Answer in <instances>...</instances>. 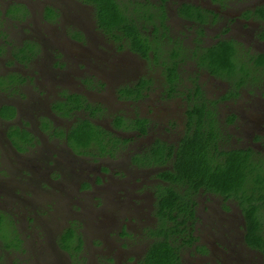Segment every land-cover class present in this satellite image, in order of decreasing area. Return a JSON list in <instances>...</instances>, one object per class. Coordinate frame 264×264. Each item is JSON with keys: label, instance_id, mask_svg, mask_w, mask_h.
Returning <instances> with one entry per match:
<instances>
[{"label": "flooded vegetation", "instance_id": "af4514ba", "mask_svg": "<svg viewBox=\"0 0 264 264\" xmlns=\"http://www.w3.org/2000/svg\"><path fill=\"white\" fill-rule=\"evenodd\" d=\"M118 2L131 34L123 22L100 28L82 0H0V77H21L0 89V106L15 108L0 115V253L31 255V264H73L81 251L92 264H151L152 246L166 240L168 264H264L263 204L259 245L247 240L245 210L231 195L181 188L178 204L158 202L171 185L160 173L197 127L213 160L238 150L264 176V0ZM222 48L231 65L216 62ZM41 55L47 64L32 69ZM67 94L72 117L53 110ZM85 118L119 137L98 150L103 156L77 152L65 138ZM82 158L88 177L75 188L53 172ZM62 198L78 206L60 210ZM65 232L81 243L73 237L65 248Z\"/></svg>", "mask_w": 264, "mask_h": 264}, {"label": "trees", "instance_id": "16d2710c", "mask_svg": "<svg viewBox=\"0 0 264 264\" xmlns=\"http://www.w3.org/2000/svg\"><path fill=\"white\" fill-rule=\"evenodd\" d=\"M92 5L98 26L104 30L112 31L120 29V23L123 22L125 28L132 33L134 25L129 24V20L120 13V4L118 0H82ZM49 13L52 10H47ZM216 62L220 66L231 65L230 53L227 48H222L215 53ZM21 81V77L10 75L0 77V89L13 86ZM77 97V96H76ZM74 95L67 94L66 102L53 105V110H62L67 117H72L70 111L74 108L71 105ZM78 103L82 101L77 99ZM15 114V108L10 105L0 106V115L12 117ZM46 127V125L44 124ZM63 133V132H61ZM66 140L73 150L77 152H88L90 149H97L103 152L108 146H116L119 137L110 132L97 127L87 118L78 119L70 128L66 135ZM31 140V137H28ZM206 138L202 131L197 127L195 131L183 138L180 147L176 152L172 169L163 171L160 176L171 182L170 186L163 187L158 200L160 205L174 206L182 198L181 188L194 190L199 189L219 193L224 196H233L245 210L248 220L247 240L253 244H263L261 225L257 212L260 206L264 207V176L256 170L253 165L249 168L246 158L238 150L223 152V155L229 156L228 160H213L210 155L211 149L207 146ZM211 157V158H210ZM174 184H177V188ZM172 209L171 211H173ZM172 218V217H171ZM73 237L79 238L80 235L68 232L64 234L63 241ZM72 241L64 244L69 248ZM169 243L166 240L157 241L151 248L152 256L147 258L151 264H168Z\"/></svg>", "mask_w": 264, "mask_h": 264}, {"label": "rangeland", "instance_id": "374dc122", "mask_svg": "<svg viewBox=\"0 0 264 264\" xmlns=\"http://www.w3.org/2000/svg\"><path fill=\"white\" fill-rule=\"evenodd\" d=\"M63 27H65V28H69V27H72V24H66V23H63ZM17 34V33H16ZM18 37L17 36H11V39H12V41L14 42V43H17V41H18V39H17ZM49 49V48H48ZM45 54H46V51H45ZM46 59H48V57L47 58H45L43 55H41L35 62H34V64H33V66H32V69H36V68H38L39 66H40V68L42 69L43 68V66L45 67V65L47 64V60ZM38 79H39V76H38ZM32 83H33V81H32ZM34 84V88L36 89L38 86H39V84H41L40 83V81H37V77H36V82H34L33 83ZM22 90H23V93L25 94L27 91H29L30 90V84L29 85H27V84H25L24 86H23V88H22ZM63 90V89H62ZM31 91V90H30ZM20 92V91H19ZM19 94V93H18ZM105 118H107V117H105ZM106 120L104 119V122H105ZM33 122H35V120H33ZM127 134H131L132 132H130V131H128V132H126ZM151 135V134H150ZM49 139H50V143L52 144V142L53 143H57V141L55 140L56 138H54L52 135H51V137H49ZM58 142L60 143V144H63V141H62V139L60 138V139H58ZM55 149V151L57 150L56 148H54ZM92 153V154H91ZM92 155V156H94V155H99V156H103L104 155V153H99L98 152V150L97 149H90L89 151H88V154H84V155ZM106 161V159H104L103 160V162H105ZM83 165H84V159L82 158V160H79L78 162L77 161H75V162H69V164L68 165H65V167H63V168H61L62 166H57L56 167V169H54L53 170V172H56V173H58L59 174V172H60V179H62L63 177H65L66 176V178H65V181L66 180H68L67 182H69L70 181V187H72V188H75L76 187V185H77V183H78V181H86V179H87V177H88V175H86V170L85 169H83ZM31 174V173H30ZM33 176V178L34 179H38L34 174L32 175ZM98 182V181H97ZM29 185V187L30 188H32L31 190L32 191H37V185L35 184V182H33V183H29L28 184ZM27 185V186H28ZM63 188H66V189H68L70 192H76L75 190H70L68 187H63ZM27 191H29L28 189H26ZM77 193V192H76ZM70 200H69V202L68 201H65L63 198L59 201V203H58V205H59V207H61V209L60 210H63V209H65V210H67V211H69L70 210V207H77L78 205L74 202V201H72L71 202V198H69ZM82 199H83V197H82ZM122 202L125 204V203H128V197L125 195L124 196V198H123V200H122ZM79 203V202H78ZM129 203H130V198H129ZM57 205V204H56ZM57 205V206H58ZM58 209V208H57ZM73 219H79L80 221H84V218L81 216V215H73ZM86 220H88V219H85V221ZM65 223V221L64 222H62V224H64ZM76 228H78V226L76 227ZM86 228L85 227H81V231H83L84 232V238H85V240H86V244H85V250H88V241H89V239H90V233L89 234H86ZM77 231H78V229H77ZM80 231V230H79ZM59 238H60V236H59ZM59 238H58V241H59ZM61 240V239H60ZM94 240H98L97 239V237H95V239ZM100 240V239H99ZM60 243V242H59ZM61 244V243H60ZM0 248H3V247H0ZM0 251H1V249H0ZM17 253V252H16ZM72 253V252H71ZM79 252H76V253H74L73 252V259H72V263L73 264H75V261H77V262H79V264H92L93 262V259L91 258V254L88 252V253H86L85 255H84V252L83 251H81L79 254H78ZM79 255H82V256H84L82 259L81 258H79V259H77V256H79ZM20 256V255H19ZM23 256V255H22ZM30 257H31V255H29V256H27V257H24L23 259H20L18 256H16V254L15 253H11V252H5V251H2L1 253H0V264H11L10 263V260L12 259V260H14V261H16L17 263L19 262H21V263H26V264H31V261H30ZM66 258V255L65 254H63V257H61V258H59L60 260H63V259H65ZM86 258L88 259V260H86ZM38 261V260H37ZM66 261V260H65ZM64 261V262H65ZM39 262V261H38ZM38 264V263H37Z\"/></svg>", "mask_w": 264, "mask_h": 264}]
</instances>
